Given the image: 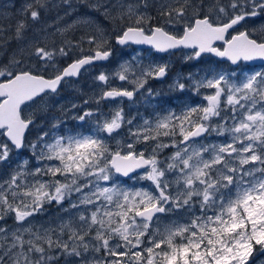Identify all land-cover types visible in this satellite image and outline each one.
<instances>
[{
    "label": "snow or ice",
    "instance_id": "1",
    "mask_svg": "<svg viewBox=\"0 0 264 264\" xmlns=\"http://www.w3.org/2000/svg\"><path fill=\"white\" fill-rule=\"evenodd\" d=\"M40 6L34 0L21 12L35 21ZM92 7L109 15L102 0ZM121 7L116 45L180 50L186 60L211 55L235 69L209 68L199 79L190 73L191 84L178 77L170 87H191L201 98L179 112L134 124L122 107L108 114L85 109L73 117L79 131L63 130L57 121L29 142L35 120L25 107L109 60L113 48L111 37L98 30L58 47L20 49L19 58L0 66V166L11 169L0 180V222L9 216L15 222L14 230L0 223V264H55L61 257L63 264H253L264 255V68L245 71L244 62L264 61V25L260 39L246 27L264 18V0H214L207 7L203 0H158L155 17L143 10L147 0ZM26 27V19L16 21L17 40ZM72 49L80 55L61 66ZM167 72V63L145 65L133 56L95 77L104 85L95 102L132 100L149 79ZM112 80L121 83L112 86ZM90 119L92 127L85 129ZM125 125L127 138L116 140ZM211 133L226 139L201 143ZM140 144L151 145V152L138 150ZM169 147L175 151L160 159ZM25 149L36 166L16 159ZM128 180L149 184L127 186ZM53 202L70 218L56 228H34L30 218ZM169 213L183 215L161 229V216Z\"/></svg>",
    "mask_w": 264,
    "mask_h": 264
},
{
    "label": "rangeland",
    "instance_id": "2",
    "mask_svg": "<svg viewBox=\"0 0 264 264\" xmlns=\"http://www.w3.org/2000/svg\"><path fill=\"white\" fill-rule=\"evenodd\" d=\"M34 0H0V13L11 14L8 11H3V8L12 9V13L17 15L18 19H26L27 27L34 21L28 16L24 17L21 12L22 7L26 3H33ZM103 3L108 5L109 15H104V9L96 10L92 5L97 3V0H68L65 3L64 0H41L39 10V18L36 20L35 28H28L26 34H23V39L17 40V46L12 51V54L7 55L0 59V66L8 64L13 56H20V49L25 48L29 45L39 43L51 45L56 42L57 47L65 41H79L81 37H87L88 35L98 34V30L104 31L108 36L110 30H114L119 21L118 17L121 15L124 9L121 5L126 6L128 3H137L139 0H102ZM200 3L201 0H196ZM205 7L213 3L214 0H203ZM223 3H227L228 0H222ZM71 5V7L69 6ZM56 6H60V9L56 10ZM158 0H147V8L143 9L147 14L155 17L157 14ZM115 18V19H114ZM88 20V24L82 23L83 20ZM155 23V20H153ZM264 25V18H257L256 23L252 24L249 22L246 27L249 31L253 28L256 29L255 37L261 38L260 28ZM71 26V27H69ZM243 30V28H241ZM74 32H78L79 36L73 35ZM15 36V29H14ZM75 38V39H73ZM83 47L89 48V45L85 42ZM113 55L106 64L95 65L87 68L83 71L77 80H67L63 88L55 95L44 97L43 100H38L35 104H29L25 107V115H31L35 120L34 125L30 128L27 133V140L33 141L41 130H47L57 121L62 125L63 130L80 129L76 128V124L79 123L73 119L78 113H82L85 109H91L93 111L99 110L104 114L110 113L115 107H122L126 116L130 119L134 118V124H141L144 119H154L158 114H162L167 111L179 112L185 105H195L201 102L200 96L194 94L191 87L186 88L184 91L174 89L170 87L173 82L179 77L181 81L189 80V74L191 73L196 79H199L204 72L209 69L216 70H232L235 67H231L227 64H217L214 60H211L210 56H203L200 60H186L184 51H177L168 53L165 55H156L151 50H140L134 47H124L113 49ZM5 49L0 50V57L4 54ZM72 55L77 58L80 55L79 49H72L69 52L68 57ZM139 56L142 62L146 65L150 61L155 63H167L168 72L163 80L160 79H149L145 88L141 92L137 93L132 100L119 99L115 102H104L102 101L99 105L95 102L100 96L104 85L95 80V77L100 72L111 73L115 71L120 63L130 61L133 56ZM65 59V58H64ZM67 59V57H66ZM245 71L248 68L254 70H262L264 66H248L244 65ZM239 71V69H236ZM121 82L118 80H112L111 85L116 86ZM125 87H131L130 85H124ZM148 89L152 90V94H148ZM89 100L90 102L85 105L84 101ZM73 105H77L73 108ZM219 122L218 119L214 120V123ZM92 127V119L89 123L84 125L85 129ZM128 126L120 131L119 135L116 136V140H123L127 138ZM226 137H219L215 133H211L205 137L201 143H217ZM165 142H168L165 139ZM115 146V140L110 141ZM151 145L140 144L137 145L138 150L147 149L151 152ZM175 149L169 147L164 149L160 154V159L170 156ZM17 160L29 159V167L37 165V161L31 158V155L27 149H25ZM15 165H13L14 167ZM11 169L0 166V180L7 177ZM149 182L136 180H128L127 186L135 187H147ZM68 204L65 202L64 208H67ZM197 214L199 209L195 210ZM180 215L169 213L167 216H161L160 227L161 229L165 224L170 223L174 220H179ZM69 214L64 212L63 209L56 205L54 202L51 205L45 206V212L38 214L30 218V223L34 228H56L62 221L69 219ZM187 217H185L186 219ZM183 222V221H180ZM7 224L11 230L15 229L14 219L9 216L4 221L0 222ZM28 225L26 224L25 227ZM58 231V229H57ZM66 239V236L64 237ZM102 255V253H101ZM91 258V254H89ZM55 264H63V258ZM253 264H264V255H257Z\"/></svg>",
    "mask_w": 264,
    "mask_h": 264
},
{
    "label": "trees",
    "instance_id": "3",
    "mask_svg": "<svg viewBox=\"0 0 264 264\" xmlns=\"http://www.w3.org/2000/svg\"><path fill=\"white\" fill-rule=\"evenodd\" d=\"M3 9H4L3 11H8L9 13L11 12V14H1L0 13V29H3V32H0V50L2 48L5 49L4 54H2L1 57H0L1 60H3V58L7 55V53L10 56L12 54V51L14 50V48L17 46L16 39L14 38L15 37L14 36V29H15L16 21L19 20L17 18V15L12 13V9L11 10H9L8 8H3ZM58 9H60V6H56V10H58ZM129 22L130 21H128L127 18H125V20L123 21V23H125V24H127ZM35 23H36V20L34 21L33 24L35 25ZM33 24L30 23V25H28V27H26V29L24 31V35L28 31V28H31V27L35 28V26H33ZM120 25H121V21L119 20L117 25H116V28H118ZM110 33H111V35H110V37H111V47L113 49L119 48L115 44V36L113 35V30H110L109 34ZM73 35H75V38H76V36H79V33L73 31ZM75 38H73V39H75ZM54 43H55L56 46L58 45V44H56V42H54ZM45 45L52 46V44L51 45L41 44V46H45ZM83 48H84L85 52L88 50V48H86V47H83ZM74 59H75V56L70 55L69 57H67V59L66 58L62 59L60 61V64H61V66H63L64 64L69 63V62H71ZM211 60H214L215 62H217V64H227V63H220V62L216 61L213 58H211ZM65 82L62 83L59 91L63 88V86L65 85ZM77 125H78V123L76 124V128L79 129L77 127Z\"/></svg>",
    "mask_w": 264,
    "mask_h": 264
},
{
    "label": "water",
    "instance_id": "4",
    "mask_svg": "<svg viewBox=\"0 0 264 264\" xmlns=\"http://www.w3.org/2000/svg\"><path fill=\"white\" fill-rule=\"evenodd\" d=\"M219 43V42H218ZM119 46V45H117ZM132 46H135V47H138V48H142V49H150L148 46L146 45H132ZM121 47V46H120ZM177 51V50H176ZM156 53V52H155ZM157 54H165V53H157ZM214 57V56H212ZM216 58L217 60L220 61V58H217V57H214ZM108 61V60H107ZM107 61H98V62H95L94 64H97V63H106ZM222 62H225V61H222ZM248 65H264V61H260V60H256V61H252V62H244ZM233 66V65H232ZM73 79H77V78H73ZM163 79V78H162ZM120 99V98H118ZM116 99V100H118ZM124 99H127V98H124ZM116 100H107V101H116Z\"/></svg>",
    "mask_w": 264,
    "mask_h": 264
},
{
    "label": "flooded vegetation",
    "instance_id": "5",
    "mask_svg": "<svg viewBox=\"0 0 264 264\" xmlns=\"http://www.w3.org/2000/svg\"><path fill=\"white\" fill-rule=\"evenodd\" d=\"M133 47V46H132ZM135 48V47H134Z\"/></svg>",
    "mask_w": 264,
    "mask_h": 264
}]
</instances>
